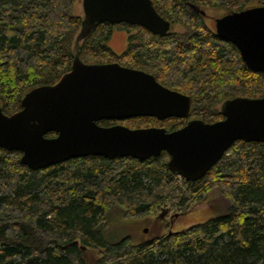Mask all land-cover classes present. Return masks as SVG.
<instances>
[{"label":"trees","instance_id":"1","mask_svg":"<svg viewBox=\"0 0 264 264\" xmlns=\"http://www.w3.org/2000/svg\"><path fill=\"white\" fill-rule=\"evenodd\" d=\"M187 2L225 14L264 0H152L170 26L180 23L185 30L169 29L160 36L140 25L103 22L79 42L86 63L141 69L190 96L188 117H131L130 128L170 131L190 117L213 122L223 118L214 106L225 99L264 97V72L247 67L237 47L219 38ZM73 3L0 0V106L5 114L20 109L28 90L54 84L70 70L82 19L72 14ZM114 28L134 31L130 41H140H129L117 53L107 44ZM113 122L118 121L98 123ZM20 156L18 150L0 147V264H264L263 142L235 141L195 181L171 171L165 151L144 160L88 155L37 170L21 163ZM214 188L226 208L203 222L137 242L129 235L114 241L105 236L106 215L112 211L125 219L163 206L187 211Z\"/></svg>","mask_w":264,"mask_h":264},{"label":"water","instance_id":"2","mask_svg":"<svg viewBox=\"0 0 264 264\" xmlns=\"http://www.w3.org/2000/svg\"><path fill=\"white\" fill-rule=\"evenodd\" d=\"M187 5L205 14L196 4ZM82 8L70 70L54 84L28 90L19 110L5 114L0 106V147L20 151L21 163L37 170L88 155L144 160L165 151L171 171L196 180L235 141L264 143V97L225 99L220 105L222 119L206 122L191 118L170 131L158 126L100 125L102 119L137 116L186 118L191 98L160 84L144 70L80 59L79 42L103 22L140 25L164 36L170 22L157 13L152 0H82ZM214 32L237 47L247 67L264 72V3L216 17ZM48 132L55 135L45 136ZM164 212L161 210L160 216Z\"/></svg>","mask_w":264,"mask_h":264},{"label":"rangeland","instance_id":"3","mask_svg":"<svg viewBox=\"0 0 264 264\" xmlns=\"http://www.w3.org/2000/svg\"><path fill=\"white\" fill-rule=\"evenodd\" d=\"M202 9V8H201ZM205 14L203 15L205 22L214 28V18L219 17L224 14L223 9L219 8H206L203 9ZM72 14L74 15H83V8H82V0H74ZM171 31L183 32L185 30L184 26L180 23H174L170 26ZM121 31L119 28L115 30V35L110 41L111 47L116 52H121L124 47L126 40L123 39V44L120 47L116 48V36ZM221 103H217L214 107L217 109L220 108ZM131 118V117H130ZM116 120L117 123L123 124L128 126V120ZM134 123H138L139 121H135ZM219 206L220 209L223 210L226 207V201L223 199H219ZM218 211L212 208L210 205L202 204V206H197L191 211L183 214L181 217V222H179L176 227L178 229H182L188 227L192 224L203 222L210 217H213ZM153 214V213H151ZM151 215H144L141 217H134L125 219L122 218L119 212L112 211L106 215V229H105V236L108 240L114 241L118 240L126 235H129L131 239L135 242L140 241L142 239L150 238L155 234H163L166 233L165 224L161 221H153L149 220ZM147 227V232H143V229Z\"/></svg>","mask_w":264,"mask_h":264},{"label":"flooded vegetation","instance_id":"4","mask_svg":"<svg viewBox=\"0 0 264 264\" xmlns=\"http://www.w3.org/2000/svg\"><path fill=\"white\" fill-rule=\"evenodd\" d=\"M109 23V22H108ZM120 23H122V22H120ZM125 23V22H124ZM111 24V23H110ZM116 24H119V23H116ZM126 24H128V23H126ZM128 25H134V24H128ZM117 28H114V30L112 31V33H111V35H110V37L108 38V41H107V44H108V46H110V48L112 49V50H114L112 47H111V45H110V41H111V39L113 38V36L115 35V30H116ZM120 29V28H119ZM121 31H119L120 33L116 36V42H115V45H116V48L117 47H120V45H122L123 44V39H124V41L126 40V43H125V47H124V49L126 48V46H127V44H128V42L130 41V36L131 35H135V32L133 31V32H126L125 30H123V29H120ZM152 33V32H151ZM153 34V33H152ZM153 35H155V34H153ZM131 41L132 42H139L140 41V39L138 38V37H133L132 39H131ZM130 41V42H131ZM123 49V50H124ZM122 50V51H123ZM115 51V50H114ZM116 52V51H115ZM117 53H120V52H117ZM191 118H195V117H190L189 119H191ZM199 119V118H198ZM102 120H106V119H102ZM101 121V120H100ZM110 121H116V120H110ZM187 122V121H186ZM114 123H117V122H113L112 124H114ZM226 152V151H225ZM224 152V153H225ZM222 157V156H221ZM220 157V158H221ZM219 158V159H220ZM219 159L217 160V161H219ZM216 161V162H217ZM215 162V163H216ZM214 163V164H215ZM213 164V165H214ZM212 165V166H213ZM211 166V167H212ZM210 167V168H211ZM209 168V169H210ZM178 175V174H177ZM178 176H180V175H178ZM180 177H182V176H180ZM183 178V177H182ZM186 180V179H185ZM197 180V179H196ZM191 181H195V180H191ZM223 197L221 196V194H220V191L217 189V188H214V189H212L211 191H209L206 195H204L203 196V198L200 200V201H198L197 203H195L189 210H187V211H181V210H177V209H170V206H163V207H161V208H159L156 212H154L153 214H146V215H151L150 216V218H149V220H153V221H159V222H163L164 224H165V227H166V233L167 234H172V233H175V232H179V231H181V230H183V229H186V228H188V227H185V228H182V229H178L177 227H176V225L179 223V222H181V217H182V215L183 214H186L187 212H189V211H191L192 209H194L195 207H197V206H202V204H206V205H210L212 208H214V209H216L217 211H219V210H221L220 209V206H219V199H222ZM161 210H165V212H164V214L162 215V216H160V213H161ZM200 223V222H199ZM196 224V223H195ZM192 225H194V224H192ZM191 226V225H190ZM163 234H165V233H163ZM160 235H162V234H155V235H153V236H160Z\"/></svg>","mask_w":264,"mask_h":264}]
</instances>
